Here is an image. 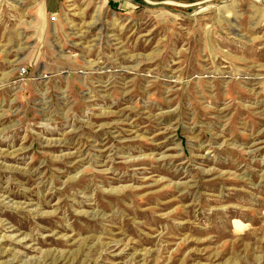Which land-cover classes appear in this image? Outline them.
I'll return each instance as SVG.
<instances>
[{
	"label": "rangeland",
	"instance_id": "rangeland-1",
	"mask_svg": "<svg viewBox=\"0 0 264 264\" xmlns=\"http://www.w3.org/2000/svg\"><path fill=\"white\" fill-rule=\"evenodd\" d=\"M0 264H264V0H0Z\"/></svg>",
	"mask_w": 264,
	"mask_h": 264
}]
</instances>
